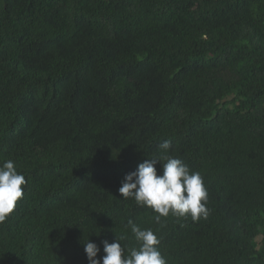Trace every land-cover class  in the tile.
I'll list each match as a JSON object with an SVG mask.
<instances>
[{
  "label": "trees",
  "instance_id": "1",
  "mask_svg": "<svg viewBox=\"0 0 264 264\" xmlns=\"http://www.w3.org/2000/svg\"><path fill=\"white\" fill-rule=\"evenodd\" d=\"M165 140L202 176L206 219L158 224L120 196ZM6 160L27 184L0 264H89V239L98 259L105 239L130 251L129 219L167 264H264V0H0Z\"/></svg>",
  "mask_w": 264,
  "mask_h": 264
},
{
  "label": "clouds",
  "instance_id": "2",
  "mask_svg": "<svg viewBox=\"0 0 264 264\" xmlns=\"http://www.w3.org/2000/svg\"><path fill=\"white\" fill-rule=\"evenodd\" d=\"M172 147L169 140L158 145L161 155L145 159L135 171L127 173L118 189L123 199H134L137 205L151 208L157 215L155 222L171 215L176 218L191 217L193 221L207 218L208 192L199 172L190 171L182 160L168 154ZM157 165H160L158 172ZM27 181L15 167V162L6 160L0 164V224L6 222L24 195ZM128 226L139 245L127 251L120 243L121 236L109 243L102 241V258H97L100 247L90 239L83 244L89 264H167L159 250L160 239L151 229H141L131 219ZM99 235V234H98Z\"/></svg>",
  "mask_w": 264,
  "mask_h": 264
}]
</instances>
